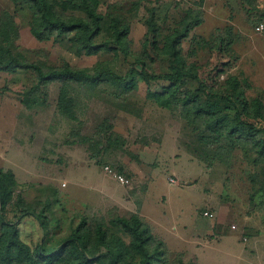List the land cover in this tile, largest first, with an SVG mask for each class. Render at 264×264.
<instances>
[{
	"label": "rangeland",
	"instance_id": "obj_1",
	"mask_svg": "<svg viewBox=\"0 0 264 264\" xmlns=\"http://www.w3.org/2000/svg\"><path fill=\"white\" fill-rule=\"evenodd\" d=\"M102 1L104 27L113 14L129 24L127 54L117 48L79 54L73 38L37 41L27 8L0 0V16L8 11L17 25L15 53L47 67L111 69L131 85L129 92L111 88L109 81L72 85L59 107L62 85L30 90L35 83L30 72H0V167L18 183L4 217H12L17 196L29 206L39 202L46 220L11 218L18 220L19 239L32 251L53 255L79 225L91 257L98 248L90 223L103 222V231L127 247L130 237L114 219L141 205L143 219L166 246L154 264H264V153L254 146L264 141V112L261 118L241 116L262 131L251 136L234 119L235 104L244 96L264 103V32L254 31L255 24H264V0H203L202 25L180 44L186 72L161 97L172 85L166 75L175 76L182 64L159 56L149 44L143 49L148 9L162 28L160 49L186 9L200 0ZM213 33L203 47L199 37ZM100 36L98 42L105 34ZM142 49L151 60L146 56L144 71L156 80L140 75L131 53ZM215 103L228 117L218 133L196 114ZM104 174L115 181L124 176L128 187ZM131 256L118 264H137ZM107 261L100 257L93 264Z\"/></svg>",
	"mask_w": 264,
	"mask_h": 264
},
{
	"label": "trees",
	"instance_id": "obj_2",
	"mask_svg": "<svg viewBox=\"0 0 264 264\" xmlns=\"http://www.w3.org/2000/svg\"><path fill=\"white\" fill-rule=\"evenodd\" d=\"M10 1L14 6L27 8L30 13V32L37 41L73 38L77 52L88 56L101 50H114L115 48H117L115 51L118 53H129L131 42L129 24L123 21L119 14H113L110 16L107 26L104 27V14L100 11V6L103 4L102 0ZM201 3L203 0H200L197 7L186 9L176 27L165 35V42L160 49L157 44V36L161 35L162 28L155 19L154 9H148L149 13L143 24L145 28L143 49H146L149 44L159 56H172L175 61L182 64V70L175 69V76L166 75L172 85L165 88L163 94H159L157 97L167 96L174 91L176 89L175 82L180 80L186 72V59L181 53L180 44L192 30L202 25ZM217 31L215 30L216 33H218ZM102 33L105 34V37L98 42L97 39L101 37ZM214 33L208 39L199 37L203 47L213 37ZM17 36L18 30L14 17L5 10L0 16V72L8 74H15L19 71L30 72L35 79L30 90H37L42 84L58 83L62 85L59 107L68 100L69 89L72 85L96 87L109 81L111 88L122 89L127 92L131 90V85L124 83L125 78L117 77V74L111 69H104L99 66L93 69H80L68 64L61 67H47L41 61H30L24 55L13 51ZM143 49L142 53L131 54L135 58V62L141 65L140 75L144 76L148 82L156 80L159 77L149 76L144 71L147 65L146 56L149 61L151 60L145 51L143 52ZM200 50L210 52L209 49ZM195 51L197 54L198 50ZM192 55H195L194 51L190 54V56ZM192 74L197 79V73L193 72ZM182 103L186 105L188 100L184 97ZM161 104L163 103L161 102ZM165 105L169 106L168 104ZM198 111V113L196 112L197 116L212 132L218 133V129L224 128L223 125L228 126L227 113L220 115L218 103ZM263 112L264 103L261 100L253 98L248 101L244 96L239 104H235L234 119L238 125L247 128V134L251 136V134L262 131L257 129L255 125L243 121L241 116L261 118ZM70 113L71 111L67 115L70 116ZM254 146L258 154L264 153V141L254 143ZM17 187L18 183L14 173L4 171L0 167V264H93L100 257H106L108 259L107 264H118V260L123 261L129 253L132 254L131 257L137 258V264H154L160 254H165V243L154 233L151 225L139 215L138 211L114 219L124 234L130 237V244L127 247L122 244L120 238H111L103 231V222H96L90 223L92 227L89 229V233H92L97 240L95 247L98 248V253L93 254L94 256L90 257L88 254L89 242H85L81 236L79 225L73 232V236L69 235L65 238L53 255H47L39 248L32 251L18 237V220H11V218L15 216L21 218L26 215L38 221L43 218L45 208L38 210L39 202L32 203L30 207L23 202L21 196H17L18 200L16 199L15 204L12 203L13 207L10 212L12 217L6 219L4 214L11 205ZM210 212L209 214L212 215ZM44 217L43 219L46 220L47 217ZM39 225L40 227L45 226L42 221Z\"/></svg>",
	"mask_w": 264,
	"mask_h": 264
},
{
	"label": "built area",
	"instance_id": "obj_3",
	"mask_svg": "<svg viewBox=\"0 0 264 264\" xmlns=\"http://www.w3.org/2000/svg\"><path fill=\"white\" fill-rule=\"evenodd\" d=\"M254 31H255L256 33H260V34L263 33V32H264V24L261 23V22H259L258 24H256L255 27H254ZM116 179H117L120 183L125 184V185H128V183H129L128 179L125 178L124 176H121V175H117V176H116ZM170 182H173V180L171 179ZM204 216H206V217H211V214L205 212V213H204Z\"/></svg>",
	"mask_w": 264,
	"mask_h": 264
},
{
	"label": "crops",
	"instance_id": "obj_4",
	"mask_svg": "<svg viewBox=\"0 0 264 264\" xmlns=\"http://www.w3.org/2000/svg\"><path fill=\"white\" fill-rule=\"evenodd\" d=\"M107 178H109V179H112V180H114L113 178H112V176H109V175H107V174H104ZM103 181H105V180H103ZM115 181V180H114ZM116 183H118L119 185H121V186H125V187H128L127 185H125V184H122V183H120L117 179H116V181H115ZM176 182V181H175ZM120 195H121V193H120ZM122 196V195H121ZM137 207H139V208H137L136 210H135V212L136 211H138V213H139V215L141 216V217H144L142 214H141V212H142V209H141V205L140 206H137ZM143 207V206H142ZM205 212H207V211H205ZM209 213V212H208ZM148 223L150 222V221H148V220H146ZM150 224V223H149ZM151 225V224H150ZM152 226V225H151Z\"/></svg>",
	"mask_w": 264,
	"mask_h": 264
}]
</instances>
